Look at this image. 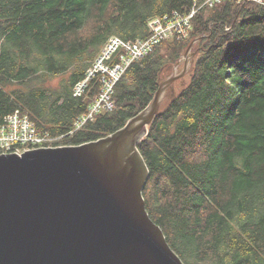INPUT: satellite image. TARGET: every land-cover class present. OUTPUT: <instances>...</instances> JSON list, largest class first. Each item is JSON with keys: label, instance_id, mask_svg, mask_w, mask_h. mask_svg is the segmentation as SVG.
Instances as JSON below:
<instances>
[{"label": "trees", "instance_id": "1", "mask_svg": "<svg viewBox=\"0 0 264 264\" xmlns=\"http://www.w3.org/2000/svg\"><path fill=\"white\" fill-rule=\"evenodd\" d=\"M204 1L0 0V122L19 109L60 136L56 145L106 136L150 102L161 74L200 37L188 80L137 144L149 170L145 207L185 264H264V5ZM193 6L188 35L132 61L112 108L74 129L101 74L79 96L74 87L108 38L144 40L150 18Z\"/></svg>", "mask_w": 264, "mask_h": 264}, {"label": "water", "instance_id": "2", "mask_svg": "<svg viewBox=\"0 0 264 264\" xmlns=\"http://www.w3.org/2000/svg\"><path fill=\"white\" fill-rule=\"evenodd\" d=\"M199 40L114 132L0 153V264H185L146 210L149 170L137 144L173 101L174 81L191 71Z\"/></svg>", "mask_w": 264, "mask_h": 264}, {"label": "built area", "instance_id": "3", "mask_svg": "<svg viewBox=\"0 0 264 264\" xmlns=\"http://www.w3.org/2000/svg\"><path fill=\"white\" fill-rule=\"evenodd\" d=\"M218 0H206L208 4ZM264 5V0H252ZM204 2V4H205ZM202 6V5H201ZM199 6V8L201 7ZM198 8V9H199ZM197 9V7H196ZM195 10L192 9L189 15L154 17L148 21L149 35L144 40L124 41L117 36H111L103 46L100 54L94 60L92 66L87 69L86 76L74 87V96L81 95L88 81L96 74H101L102 88L99 96L94 100L88 113L82 115L75 123L74 129L80 128L88 119L102 110H110L113 106L112 93L115 83L119 80L130 63L152 50L154 45L165 39L174 37L183 38L188 35L189 22ZM118 54V61L113 65L107 63L112 55ZM28 114L15 109L5 115L0 122V153L16 152L22 153L27 149L38 146H54L59 136L53 137L47 133H41Z\"/></svg>", "mask_w": 264, "mask_h": 264}, {"label": "rangeland", "instance_id": "4", "mask_svg": "<svg viewBox=\"0 0 264 264\" xmlns=\"http://www.w3.org/2000/svg\"><path fill=\"white\" fill-rule=\"evenodd\" d=\"M247 1H252V0H247ZM246 1V2H247ZM259 4V3H258ZM261 5V4H260ZM198 41H196L195 42V44L197 43ZM194 44V45H195ZM194 45L192 46V47H194ZM187 49V48H186ZM186 51V50H185ZM185 51L183 52V53H185ZM193 51H195V50H193V48L190 50V52H193ZM192 62H193V58H192ZM190 72H187L186 74H185V76L184 77H182V78H179V79H176L174 82L175 83H173V87H174V93H175V95H176V93H177V91L179 90V87L182 85V84H185L186 83V81L188 80V74H189ZM60 79H61V76H56L55 78H53L51 81H50V83L52 84V85H57L58 84V82L60 81ZM43 147H46V146H43Z\"/></svg>", "mask_w": 264, "mask_h": 264}, {"label": "bare ground", "instance_id": "5", "mask_svg": "<svg viewBox=\"0 0 264 264\" xmlns=\"http://www.w3.org/2000/svg\"><path fill=\"white\" fill-rule=\"evenodd\" d=\"M240 1H242V2H246L247 0H245V1H244V0H240ZM204 2H205V1H204ZM204 2H203L201 5L212 6L213 3H214V2H213V3L210 5V4H208V2H205V4H204ZM196 7H197V6H193V7H192V8L195 10V12L198 10V9H196ZM191 11H192V9H191L190 12H189L188 14H186V15H189V14L191 13ZM195 12H194V13H195ZM193 15H194V14H193ZM193 15H192V16H193ZM192 16H191V17H192ZM150 19H151V18H150ZM190 21H191V20H190ZM189 25H190V27H191V22H189ZM176 81H177V80H176ZM174 83H175V82H174ZM100 110H102V109H100ZM36 129H37V128H36ZM37 130H38V129H37ZM38 131H39V130H38ZM39 132H41V131H39ZM41 133H43V132H41ZM59 137H60V136H59ZM56 141H57V140H56ZM56 146H61V145H56ZM40 147H43V146H38L37 148H40Z\"/></svg>", "mask_w": 264, "mask_h": 264}]
</instances>
